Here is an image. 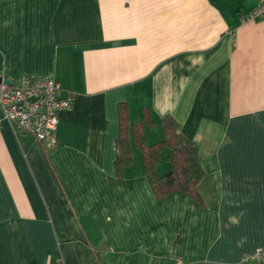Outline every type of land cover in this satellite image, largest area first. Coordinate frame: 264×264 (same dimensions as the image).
I'll return each mask as SVG.
<instances>
[{
	"label": "crops",
	"instance_id": "1",
	"mask_svg": "<svg viewBox=\"0 0 264 264\" xmlns=\"http://www.w3.org/2000/svg\"><path fill=\"white\" fill-rule=\"evenodd\" d=\"M257 0H0V74L52 77L55 147L0 110V264H264V17ZM171 114L201 201L157 199L142 155L116 171L117 106ZM163 146L157 173L169 168Z\"/></svg>",
	"mask_w": 264,
	"mask_h": 264
},
{
	"label": "trees",
	"instance_id": "2",
	"mask_svg": "<svg viewBox=\"0 0 264 264\" xmlns=\"http://www.w3.org/2000/svg\"><path fill=\"white\" fill-rule=\"evenodd\" d=\"M141 108V117L132 121L129 119L127 103H118V131L115 138L114 158L116 171L119 173L123 165L131 164V147L134 145L141 152L145 177L157 199L173 191H180L189 193L194 200L200 202L197 184L203 171L198 162L195 144L179 130L178 122L171 114H165L161 118L163 137L147 142L144 129L152 124V116L147 105H142ZM163 146L168 147L169 168L159 174L157 164Z\"/></svg>",
	"mask_w": 264,
	"mask_h": 264
},
{
	"label": "built area",
	"instance_id": "3",
	"mask_svg": "<svg viewBox=\"0 0 264 264\" xmlns=\"http://www.w3.org/2000/svg\"><path fill=\"white\" fill-rule=\"evenodd\" d=\"M264 17V0L255 4L242 20ZM59 83L52 77L23 75L17 83L0 74V110L7 122L20 131L31 134L45 147H55L57 113L70 106V98H60ZM244 259H264V244L246 253Z\"/></svg>",
	"mask_w": 264,
	"mask_h": 264
},
{
	"label": "water",
	"instance_id": "4",
	"mask_svg": "<svg viewBox=\"0 0 264 264\" xmlns=\"http://www.w3.org/2000/svg\"><path fill=\"white\" fill-rule=\"evenodd\" d=\"M8 81H10V80H8ZM11 82V81H10Z\"/></svg>",
	"mask_w": 264,
	"mask_h": 264
}]
</instances>
